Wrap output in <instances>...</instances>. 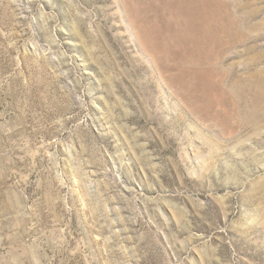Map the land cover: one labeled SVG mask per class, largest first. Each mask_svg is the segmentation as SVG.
I'll return each instance as SVG.
<instances>
[{"label": "rangeland", "instance_id": "rangeland-1", "mask_svg": "<svg viewBox=\"0 0 264 264\" xmlns=\"http://www.w3.org/2000/svg\"><path fill=\"white\" fill-rule=\"evenodd\" d=\"M242 75L264 0H0V264H264Z\"/></svg>", "mask_w": 264, "mask_h": 264}, {"label": "bare ground", "instance_id": "bare-ground-1", "mask_svg": "<svg viewBox=\"0 0 264 264\" xmlns=\"http://www.w3.org/2000/svg\"><path fill=\"white\" fill-rule=\"evenodd\" d=\"M258 58L259 57H257V59ZM253 63H256V62H253ZM245 72H246V70H245ZM245 72H242V73H245ZM229 73L230 72H228V74ZM236 73H233V74L236 75ZM240 73H239V75H240ZM254 74H256V73H254ZM257 75H258V73H257ZM226 76H230V75H226ZM245 76H246V74H245ZM249 76H251V75H249ZM249 76H247V77H249ZM242 77H244V75H242ZM244 78H246V77H244ZM246 79L244 80L241 78L240 79L233 78V80L231 81L232 84H231V99H230V109H231L232 114L236 115V116H240L241 120H243L245 125L249 124L250 122L253 123V121H255V120H263L264 119V81H260L258 79L259 81L256 80L257 82H253V81L249 82L250 80L248 81V79L247 80ZM221 84H223V83H221ZM229 125H231V124H229ZM254 125H255V123H254ZM234 144H236V143H234Z\"/></svg>", "mask_w": 264, "mask_h": 264}]
</instances>
